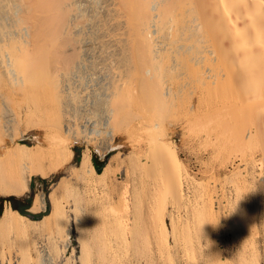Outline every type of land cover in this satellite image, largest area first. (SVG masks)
<instances>
[{"label":"bare ground","instance_id":"obj_1","mask_svg":"<svg viewBox=\"0 0 264 264\" xmlns=\"http://www.w3.org/2000/svg\"><path fill=\"white\" fill-rule=\"evenodd\" d=\"M3 86L7 92L9 87L25 91L26 101L18 97L19 103L13 96L18 109V104L27 102L21 104V113L13 109L16 105L8 98L12 93ZM0 87L14 110L0 93V134L36 112L40 118H35L47 123L44 136L51 139L46 148L39 143L29 146L14 140L21 129L15 128V135L11 131L13 145L0 158L1 193L21 195L31 176L46 177L65 165L73 153L71 136L82 135L102 151L112 150L120 146L118 132L128 126L130 132L149 133L146 167L140 157L130 162L142 164L140 172L144 168L153 172L161 164L159 190L169 194L172 184L179 182L180 173L174 168L178 159L167 148L165 134L159 137L154 119L161 113L167 118L170 108L187 98L195 103L189 110L200 112L199 105L206 101V114L226 118L219 122L214 117L218 124L215 121L213 129L229 136L234 147L258 144L264 153V0H0ZM206 94H211L212 102ZM77 167L84 181L106 182L112 158L97 171L84 148ZM153 175L152 179L157 177ZM259 178L263 181L264 175ZM161 195L162 201L173 204L169 195ZM35 207H44L43 193L34 196L30 208ZM59 213V206L53 205L42 219L30 220L8 206L0 222L25 232L27 226L37 230L50 217L58 219ZM155 218L149 221L156 222ZM117 219L110 221L127 229L128 223ZM159 224L162 231L165 223ZM130 231L134 230L129 227ZM39 257L33 264L53 262L50 256ZM216 260L212 263L218 264Z\"/></svg>","mask_w":264,"mask_h":264},{"label":"rangeland","instance_id":"obj_2","mask_svg":"<svg viewBox=\"0 0 264 264\" xmlns=\"http://www.w3.org/2000/svg\"><path fill=\"white\" fill-rule=\"evenodd\" d=\"M1 88L0 93L5 95L8 87L3 86L5 92ZM16 88L12 90V87H9L10 92H7L12 93L8 98L12 97L13 105H16L14 99L27 100L24 96L26 94L23 95L25 91L18 89L20 92H17ZM14 91L17 92V97ZM2 98L4 96L1 100ZM8 98L6 96L5 104L11 106L8 107L14 112L18 109L17 105L16 107L11 105L12 101L9 104ZM188 99L191 98L180 104L181 111L175 107L178 104H174L170 108L171 112H168L171 115L165 112L169 115L167 118L161 113L158 114L160 117L157 115L158 118L154 119V123L157 122L155 126H158L159 137L165 134L163 138L167 141V148L176 154L179 161L178 165H176L178 161L174 164L175 170L180 173L179 182L177 180V183L172 184V191L169 194L159 190L162 180V177L158 179L162 175L161 164L157 163L153 172H148L144 168L143 176L140 172L147 159L144 158L149 136V133L147 135L144 132L146 129L138 132H130L128 126L124 128L125 131L121 129L123 131L118 132L119 138L116 139L120 146L103 151L96 144L85 141L82 135H78L79 138L71 136L69 141L72 142L70 147L73 153L70 162L55 168L56 170L51 171L46 177L31 176L28 190L21 195L0 192V214L8 206L12 207L8 199L11 195L15 203L24 209L23 215L30 220L42 219L51 212L53 205H58L61 210L58 219L50 217L48 222L38 225L37 230L27 226L30 229L22 232L0 222V264H33L35 257L38 258L39 255L41 259L45 256L52 257L51 264H213L215 259H218L216 260L218 264H264V179L261 181L259 178L264 175L263 150L258 144L257 148L244 144L234 147L229 136L213 129L218 124L216 120L219 116L217 118L214 116L216 119L214 120L213 116L206 114L205 108L208 107V103L204 100L208 97L200 99L204 102L200 101L204 104L200 105L205 107L203 110L199 105L200 112L196 108L198 114L191 108V111L189 110L190 103L193 102L191 105L195 103ZM209 101L212 102L211 96ZM24 103H21V106L17 102L18 112L25 106ZM35 113L31 115L35 116L29 115L28 118H40ZM28 118L17 120L20 122L18 129L15 122L14 128L11 124L6 130L8 132L1 133L5 138L0 137V158L3 152L13 145L11 138L15 130L21 129L16 132L19 134L18 137L14 136L15 141L29 146L39 143L42 148L49 145L50 137L44 136V127L47 123L42 125L45 119L35 118L33 120L37 122H32V119L30 121ZM225 119L223 117L218 120L222 122ZM39 120L42 123H39ZM28 121L30 126H26ZM155 126L152 130L158 133ZM84 148L89 150L91 161L94 157L97 163L103 164L102 167L112 158V169L106 182H98L91 178L88 183L82 178L83 173L77 166ZM140 153L141 156L145 154L141 157ZM136 157H140L138 161H143V165H138L141 170L134 164ZM130 158L135 160L130 162ZM146 174H150V179ZM153 174L157 177L152 179ZM3 175V172H0V180ZM151 180L156 185L151 183ZM40 193H43L44 207L30 208L34 196ZM161 194L169 195L173 204L162 201ZM27 198L30 207L24 208ZM153 215L157 220L152 223L149 218ZM117 217L119 218L117 220L123 219V222L128 223L125 229L127 232L113 222ZM250 217L255 221L248 220ZM26 222L24 221L28 225ZM159 222L165 223L162 231L160 227V230L158 229ZM128 226L134 230L133 234L131 231L128 232ZM93 233L98 236L93 238L95 237ZM98 246L101 248H97Z\"/></svg>","mask_w":264,"mask_h":264},{"label":"trees","instance_id":"obj_3","mask_svg":"<svg viewBox=\"0 0 264 264\" xmlns=\"http://www.w3.org/2000/svg\"><path fill=\"white\" fill-rule=\"evenodd\" d=\"M92 162H93V165H94L95 169L97 171H100L103 164L97 163L94 157H92ZM8 199L11 201V206H12L13 209H17L21 214L25 213L24 209L21 208L18 204L15 203V201H14L15 199H14L13 195L9 196ZM28 207H30L29 198L26 199V202H25V205H24V208H28Z\"/></svg>","mask_w":264,"mask_h":264}]
</instances>
